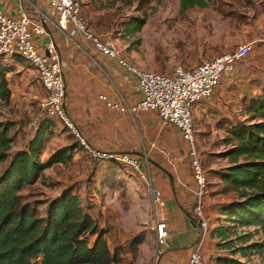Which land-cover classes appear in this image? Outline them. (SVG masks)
I'll use <instances>...</instances> for the list:
<instances>
[{
	"label": "rangeland",
	"instance_id": "rangeland-1",
	"mask_svg": "<svg viewBox=\"0 0 264 264\" xmlns=\"http://www.w3.org/2000/svg\"><path fill=\"white\" fill-rule=\"evenodd\" d=\"M80 2L90 30L104 41L111 39L138 70L171 76L179 67L193 69L235 51L240 45L255 41L252 53L238 65L232 77L237 82L243 80L244 84L258 78L264 80V0H207L206 7L188 10H182L181 0H158L146 5L135 0ZM137 20H144V24L140 31L132 34L128 29ZM0 66L12 67L8 75L11 98L0 108V121L17 123L12 133L15 136L13 151L16 152L26 146L33 130L28 128V124L37 114L39 102L46 93L43 95L35 70L21 57L0 60ZM197 124L193 115L195 147L208 179V191L212 198L210 209L213 211L218 207V201L231 198L221 195L222 184L217 183L219 178L216 175L218 170L227 166V160L222 158L227 151L224 145L226 135L206 136ZM89 131L94 134V123ZM76 140L79 141L69 127L60 126L50 138L47 156ZM105 140L109 144L110 138ZM182 149V152H176L175 158L189 163V144L183 142ZM142 153L148 156L152 169L154 153L148 149ZM156 154L154 161L170 171V162H174L175 158H165L161 152ZM6 165L0 166V174ZM45 174V183L40 180L26 190L30 200L46 201L59 196L64 188H76L82 202L98 219L100 227L108 231L106 239L111 248H122L119 264L160 263L163 249L160 248L159 254L155 232L152 227L144 225L145 214L152 210V203L148 185L140 173L115 161L100 165L82 151L71 164L55 166ZM167 202L174 207L172 200ZM174 217L180 219L177 215ZM207 217L212 227L217 216L211 219L207 213ZM187 223L193 227L192 220ZM254 240H259V237ZM201 247L204 250L205 245ZM208 250L211 251L210 247ZM251 259L253 263H261L258 255H253Z\"/></svg>",
	"mask_w": 264,
	"mask_h": 264
},
{
	"label": "trees",
	"instance_id": "trees-1",
	"mask_svg": "<svg viewBox=\"0 0 264 264\" xmlns=\"http://www.w3.org/2000/svg\"><path fill=\"white\" fill-rule=\"evenodd\" d=\"M135 1L146 5L158 0ZM206 1L181 0V7L204 8ZM134 22L128 29L132 34L141 30L144 20ZM250 54L223 79L230 83L229 89L240 100L241 108L239 116L219 123L226 135L227 151L222 158L227 160V166L216 175L222 184L221 195L231 198L217 203L218 216L203 243L204 264H256L251 259L253 255H258L260 264H264V80L258 78L244 84L232 77ZM11 71V66H0V108L11 98ZM67 113L79 134L93 147L68 109ZM17 126L16 122L0 121V166L7 164L0 174V264L121 263L122 248H111L106 239L108 231L100 227L76 188H64L59 196L46 201L30 200L25 193L40 180L46 182L47 170L69 165L75 154L87 152L84 146L76 140L47 157L50 138L60 126L68 127L60 120L45 118L30 132L25 148L14 152L12 133ZM170 127L181 134L176 127ZM91 161L95 162L92 158ZM189 217L195 223L191 213ZM256 237L259 240H254Z\"/></svg>",
	"mask_w": 264,
	"mask_h": 264
},
{
	"label": "crops",
	"instance_id": "crops-1",
	"mask_svg": "<svg viewBox=\"0 0 264 264\" xmlns=\"http://www.w3.org/2000/svg\"><path fill=\"white\" fill-rule=\"evenodd\" d=\"M0 10L12 19H18L27 12L35 23H41L42 14L49 12L43 0H0ZM47 31L48 36L36 39L38 47L43 50L44 44L50 39L56 43L66 82L67 109L82 129L83 135L97 150L136 155L148 181L162 192L169 215V239L162 247L159 264H188L190 253L197 243V235L199 236L194 223L192 222L193 227H189L187 223L189 219L192 220L189 213L194 203L196 183L190 164L175 158L176 152H182L183 142H187L175 128L163 126L155 112L132 113L127 109L142 100V93L136 76L120 65L117 59L102 55L91 43L85 42L81 35L71 39L69 32H61L53 23L47 26ZM122 55L125 59L123 52ZM126 59L129 61L127 57ZM130 61L129 65L133 67L134 62ZM39 82L38 80L45 95ZM229 86L230 83L224 80L212 97L198 102L194 107L193 115L197 119V127L206 133V136L225 134L223 126L219 123L240 114V107L237 108L240 100ZM101 95L126 109L109 108L100 99ZM92 123L95 124L94 134L89 131ZM109 138L108 144L105 139ZM147 149L154 153L151 158L154 160L156 153L160 152L165 158L174 157V162H170L171 170L160 167L154 160L151 169L148 156L142 153H146ZM165 170L172 175V179ZM217 183L221 181L218 180ZM148 189L151 197L149 186ZM209 193L210 191L205 198V209L213 219L212 217L218 214L215 208L213 211L210 209L212 198ZM150 199L152 203V197ZM169 200L173 201L174 207L169 205ZM216 203L214 200V204ZM174 215L180 219H174Z\"/></svg>",
	"mask_w": 264,
	"mask_h": 264
},
{
	"label": "built area",
	"instance_id": "built-area-1",
	"mask_svg": "<svg viewBox=\"0 0 264 264\" xmlns=\"http://www.w3.org/2000/svg\"><path fill=\"white\" fill-rule=\"evenodd\" d=\"M48 8L42 14L41 23H35L27 12L20 18L12 19L0 10V58L12 59L20 56L39 76L46 93L39 102L37 114L28 124L32 130L45 118L62 121L77 136L89 156L98 164L115 161L130 166L146 179L152 197V210L145 214L144 225L155 231L158 253L169 239V215L162 192L152 186L147 175L142 172L137 157L128 153L104 152L91 147L75 128L66 109V82L61 65V56L54 40L38 47L37 38L48 36L50 23L63 33L69 32L70 38L81 35L85 42L91 43L104 56L117 59L120 65L128 68L138 80L142 100L130 112H155L163 126H174L190 144V166L196 183L192 217L199 231V242L192 249L188 264H204L202 244L210 230V221L205 212V198L208 194V179L200 155L195 147L193 132V107L198 102L212 96L222 84L224 75L232 72L236 63L253 51L255 41L240 45L235 51L223 54L193 69L177 68L171 76L165 73L144 72L129 65L121 50L111 39L102 41L89 28L88 20L82 14L80 0H43ZM53 19H57L54 22ZM53 20V21H52ZM100 99L109 108H126L111 102L106 96Z\"/></svg>",
	"mask_w": 264,
	"mask_h": 264
},
{
	"label": "water",
	"instance_id": "water-1",
	"mask_svg": "<svg viewBox=\"0 0 264 264\" xmlns=\"http://www.w3.org/2000/svg\"><path fill=\"white\" fill-rule=\"evenodd\" d=\"M165 172H166V173L171 177V179H172V175H171L168 171H166V170H165ZM194 225H195V227H198L196 223H194ZM198 242H199V239H198L197 243H198Z\"/></svg>",
	"mask_w": 264,
	"mask_h": 264
}]
</instances>
